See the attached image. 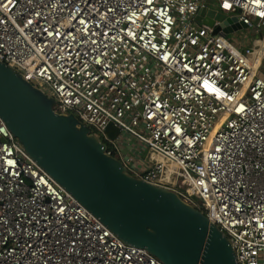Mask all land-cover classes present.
<instances>
[{"label":"built area","instance_id":"1","mask_svg":"<svg viewBox=\"0 0 264 264\" xmlns=\"http://www.w3.org/2000/svg\"><path fill=\"white\" fill-rule=\"evenodd\" d=\"M210 11L236 19L232 32L254 28L256 47L215 33ZM263 28L264 0H0V62L48 87L55 112L130 176L203 212L237 264H264ZM0 264L163 263L121 241L0 118Z\"/></svg>","mask_w":264,"mask_h":264},{"label":"water","instance_id":"2","mask_svg":"<svg viewBox=\"0 0 264 264\" xmlns=\"http://www.w3.org/2000/svg\"><path fill=\"white\" fill-rule=\"evenodd\" d=\"M202 10L199 22L205 21ZM216 29L236 22L215 11ZM245 26L237 25L235 29ZM55 99L0 62V118L26 153L125 244L146 249L163 264H237L230 240L203 212L174 192L130 176L105 144ZM115 139L119 130L109 125Z\"/></svg>","mask_w":264,"mask_h":264},{"label":"rangeland","instance_id":"3","mask_svg":"<svg viewBox=\"0 0 264 264\" xmlns=\"http://www.w3.org/2000/svg\"><path fill=\"white\" fill-rule=\"evenodd\" d=\"M264 30V28L262 29ZM226 39L230 41L232 44L236 45L239 47L241 50L244 48H252L256 47V42L259 38V35L255 33L254 28H242L238 29L234 32H231L229 34H226ZM261 43V42H260ZM259 43V44H260ZM264 51V46L258 56L257 61L260 59L261 55L263 54ZM34 85H36V82H33ZM36 86H39L38 84ZM40 88L44 89V93L47 95H51L52 92L48 87H45L44 85L41 84ZM47 91V92H45ZM141 158L143 160L148 159V161L153 162L155 157L149 152L148 149H145L144 153L142 154Z\"/></svg>","mask_w":264,"mask_h":264},{"label":"bare ground","instance_id":"4","mask_svg":"<svg viewBox=\"0 0 264 264\" xmlns=\"http://www.w3.org/2000/svg\"><path fill=\"white\" fill-rule=\"evenodd\" d=\"M260 46H261V49H260V51H259V53H258V56H259V54H260V52H261V50H262V48H263V46H264V41H262L261 43H260ZM258 59V58H257ZM44 90V89H43ZM45 92H47V91H45Z\"/></svg>","mask_w":264,"mask_h":264}]
</instances>
